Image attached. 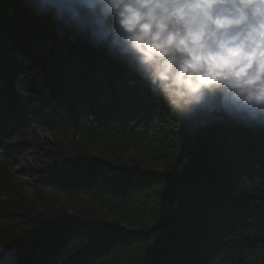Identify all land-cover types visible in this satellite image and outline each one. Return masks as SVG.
Here are the masks:
<instances>
[{
  "label": "trees",
  "instance_id": "16d2710c",
  "mask_svg": "<svg viewBox=\"0 0 264 264\" xmlns=\"http://www.w3.org/2000/svg\"><path fill=\"white\" fill-rule=\"evenodd\" d=\"M24 66L41 95L17 90ZM1 249L16 264H264V125L181 120L45 7L0 0Z\"/></svg>",
  "mask_w": 264,
  "mask_h": 264
},
{
  "label": "clouds",
  "instance_id": "9594fccd",
  "mask_svg": "<svg viewBox=\"0 0 264 264\" xmlns=\"http://www.w3.org/2000/svg\"><path fill=\"white\" fill-rule=\"evenodd\" d=\"M123 62L183 120L264 125V0H34Z\"/></svg>",
  "mask_w": 264,
  "mask_h": 264
},
{
  "label": "rangeland",
  "instance_id": "374dc122",
  "mask_svg": "<svg viewBox=\"0 0 264 264\" xmlns=\"http://www.w3.org/2000/svg\"><path fill=\"white\" fill-rule=\"evenodd\" d=\"M30 61H26L25 64H30ZM34 72L33 70H28V68L22 67L19 76L15 79L16 81V88L17 90L25 95H33V96H38L41 95L42 92L39 93H34L31 89V87L33 85H31V83L29 84V80L31 79V76H33ZM36 83V82H35ZM34 83V86H36ZM51 98V96H41V102L43 104H47V101ZM54 104L51 102L50 104H48L49 107L53 106ZM35 132H37L40 136H44V137H49V131L47 130V128L45 126L43 127H33ZM0 261L3 262V264H16L15 261V256H14V251L11 249H1L0 250Z\"/></svg>",
  "mask_w": 264,
  "mask_h": 264
},
{
  "label": "snow or ice",
  "instance_id": "6c2138e0",
  "mask_svg": "<svg viewBox=\"0 0 264 264\" xmlns=\"http://www.w3.org/2000/svg\"><path fill=\"white\" fill-rule=\"evenodd\" d=\"M0 264H3V262H2V261H0Z\"/></svg>",
  "mask_w": 264,
  "mask_h": 264
},
{
  "label": "bare ground",
  "instance_id": "6f19581e",
  "mask_svg": "<svg viewBox=\"0 0 264 264\" xmlns=\"http://www.w3.org/2000/svg\"><path fill=\"white\" fill-rule=\"evenodd\" d=\"M43 59V58H42Z\"/></svg>",
  "mask_w": 264,
  "mask_h": 264
}]
</instances>
